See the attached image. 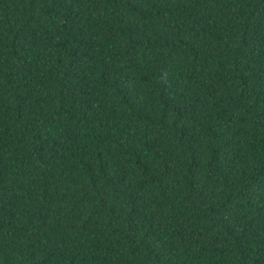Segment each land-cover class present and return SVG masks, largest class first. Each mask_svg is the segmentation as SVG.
Returning a JSON list of instances; mask_svg holds the SVG:
<instances>
[{
	"label": "trees",
	"instance_id": "1",
	"mask_svg": "<svg viewBox=\"0 0 264 264\" xmlns=\"http://www.w3.org/2000/svg\"><path fill=\"white\" fill-rule=\"evenodd\" d=\"M0 264H264V0H0Z\"/></svg>",
	"mask_w": 264,
	"mask_h": 264
}]
</instances>
